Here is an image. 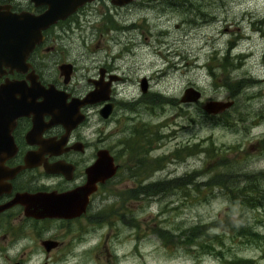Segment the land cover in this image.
Segmentation results:
<instances>
[{
	"label": "rangeland",
	"instance_id": "obj_1",
	"mask_svg": "<svg viewBox=\"0 0 264 264\" xmlns=\"http://www.w3.org/2000/svg\"><path fill=\"white\" fill-rule=\"evenodd\" d=\"M135 4L114 20L95 12L97 19L74 37L79 68L91 59L90 48L94 60L112 50L124 58L122 104L104 129H119L131 147V137L140 140L142 187L137 201H128L139 224L134 264H264V0ZM94 31L102 35L86 40ZM226 50L230 64L223 66ZM140 76L149 78L145 92ZM187 86L200 91L198 100L180 101ZM230 99L217 113L201 107ZM113 122L118 126L111 129ZM192 172L199 190L182 183ZM175 178L184 180L176 187ZM166 180L171 187L158 182ZM247 184L259 187L247 195L255 206L239 201L236 187ZM246 226L257 236H240ZM191 231L192 242L183 241Z\"/></svg>",
	"mask_w": 264,
	"mask_h": 264
},
{
	"label": "flooded vegetation",
	"instance_id": "obj_2",
	"mask_svg": "<svg viewBox=\"0 0 264 264\" xmlns=\"http://www.w3.org/2000/svg\"><path fill=\"white\" fill-rule=\"evenodd\" d=\"M173 1L83 0L73 7L75 0H0L2 9L8 5L11 12L33 16L51 4L67 11L41 28V38L33 43L23 67L0 61V86L14 81L29 86L31 76L48 89L54 103L26 112L13 106L18 96L13 89L0 93V264H126L139 256V224L128 201H137L142 187L138 169L142 161L137 156L142 150L136 147L140 140L131 137V147L119 129H104L122 104L118 89L127 79L120 67L124 58L112 50L109 57L94 60L90 48L91 59L79 68L82 53L77 52L75 38L79 26L97 19L95 12L114 20L113 15L127 5L153 8L157 2ZM90 34L86 40L94 35L98 39L102 32ZM148 79H136L141 92L148 90ZM95 89L106 98L80 102ZM34 98L41 101L42 95ZM58 104H71L64 123L55 120ZM106 106L110 108L104 116ZM115 122L111 129L118 126ZM150 143L145 141L144 147ZM98 160L102 168L114 171L90 180L87 170ZM161 183L168 187L171 182ZM46 194L65 196L62 211H45Z\"/></svg>",
	"mask_w": 264,
	"mask_h": 264
},
{
	"label": "water",
	"instance_id": "obj_3",
	"mask_svg": "<svg viewBox=\"0 0 264 264\" xmlns=\"http://www.w3.org/2000/svg\"><path fill=\"white\" fill-rule=\"evenodd\" d=\"M83 0H75L73 7L79 4ZM71 7V8H73ZM70 10V8H69ZM67 11H59L54 6H49L48 9L40 14L33 16L27 12H11L8 9V5H4V8L0 6V61H9L15 64V67L20 68L24 65V59L31 49L33 43L41 38L40 30L46 26L50 21L64 16ZM31 84L25 86L20 82L14 81L13 83H5L0 86V93L6 91L9 92L13 89L14 93H18L17 97L13 98V106L15 108L25 109L24 111L33 109L35 107H52L53 96L46 88H42L40 84L32 80L30 76ZM145 79V78H144ZM143 80V77H142ZM144 90V85L142 86ZM42 95L41 101H36L35 96ZM63 96V95H62ZM200 97V91L192 86L184 88L180 101H196ZM101 98L105 99V95L99 97V91L97 89L89 91L80 102L93 101V99ZM11 103V102H10ZM11 103V104H12ZM72 103V102H71ZM232 104V100H208L201 105L202 109L208 113H217ZM69 105V106H68ZM67 106L64 104H58V112L56 115V121L64 123L65 119L71 113L68 112L67 107H71V104ZM18 106V107H17ZM110 106H106L102 114L107 115ZM80 117L77 119L79 120ZM75 121V123L77 122ZM74 124V123H73ZM72 126L70 123L66 128ZM104 164V163H103ZM102 163L99 160L87 170L90 180H96L98 176L103 179L112 174L113 167L110 169L102 168ZM62 196V195H61ZM52 196V194H46L43 198L46 212L62 211L61 198L65 196ZM56 204L57 206H54ZM67 212H70L68 210Z\"/></svg>",
	"mask_w": 264,
	"mask_h": 264
},
{
	"label": "trees",
	"instance_id": "obj_4",
	"mask_svg": "<svg viewBox=\"0 0 264 264\" xmlns=\"http://www.w3.org/2000/svg\"><path fill=\"white\" fill-rule=\"evenodd\" d=\"M228 50H226V52H225V54L224 55H222V62H221V64L223 65V66H225L226 64H230V63H224V61L226 60V59H228ZM209 72H213L212 70H210ZM194 146H195V144H192L188 149H189V151H191L193 148H194ZM195 175V173L194 172H192V173H190V174H188V173H185L184 174V176H186V178H187V181H185L183 178H179V179H177V178H175L173 181L175 182V184H177V180H184V181H182V183L183 184H186V183H189L190 185H191V188L192 189H194V190H199L200 189V185L202 184V182H198V181H195V180H191L192 178H193V176ZM260 175H264V172H262V173H260ZM210 178L208 177V179H207V181L206 182H204V183H207L208 182V180H209ZM170 181V180H169ZM159 182H161V181H159ZM171 182V181H170ZM178 185H181V184H177L176 185V187L178 186ZM170 187H171V183H170V185H169ZM173 186H174V184H173ZM238 190H239V192H238V196L240 197V199H239V201H241V202H244V204H246L247 206H255L257 203V201L256 200H252V198L251 199H248L247 197L248 196H250V195H248L249 193H251V192H253V188H255L256 190H257V188H259L258 187V185L257 184H255V185H252V184H247V185H242V186H240V187H236ZM248 195V196H247ZM242 196H243V198H242ZM231 199L232 200H235V197L234 196H232L231 197ZM251 200V201H250ZM206 227H208V225L206 226ZM200 228V226L199 225H196L195 227H194V230L195 229H199ZM238 233H239V235L240 234H243V235H252V236H257V234L258 233H256L255 231H251V229L248 227V226H246V228L244 227L243 229H238ZM196 234L194 233V231H191L190 233H184V236H183V241H186V242H192V237H194ZM241 236V235H240Z\"/></svg>",
	"mask_w": 264,
	"mask_h": 264
}]
</instances>
